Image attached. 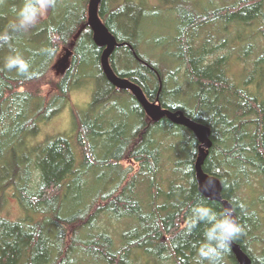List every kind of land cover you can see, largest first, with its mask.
<instances>
[{"label": "trees", "instance_id": "16d2710c", "mask_svg": "<svg viewBox=\"0 0 264 264\" xmlns=\"http://www.w3.org/2000/svg\"><path fill=\"white\" fill-rule=\"evenodd\" d=\"M20 3L0 0V32H10ZM87 4L57 0L35 27L12 32L10 44L0 47V264H196L204 225L186 230L192 208L224 209L197 190L199 142L167 118L150 120L129 91L105 79ZM143 10L140 1H100L98 16L119 44L109 64L147 100L207 128L211 146L201 168L220 182L221 197L243 227L234 243L249 264H264V0H209L208 6L172 0L167 10L176 26L164 35L163 57L140 53ZM50 26L57 30L52 40ZM48 47L57 49L54 56ZM65 48L70 65L57 76L52 67ZM13 49L29 61L30 78L4 68ZM86 80L95 89L89 112L75 117L77 157L61 135L27 143L39 122L62 110L72 85ZM179 94V103L169 102ZM124 97L131 99L128 108L121 106ZM172 139L179 150L165 149ZM18 145L31 148L26 160L17 159ZM95 170L110 178L93 194ZM7 188L22 218L1 215ZM101 216L122 224L116 240L98 224ZM221 264L238 263L230 251Z\"/></svg>", "mask_w": 264, "mask_h": 264}, {"label": "rangeland", "instance_id": "374dc122", "mask_svg": "<svg viewBox=\"0 0 264 264\" xmlns=\"http://www.w3.org/2000/svg\"><path fill=\"white\" fill-rule=\"evenodd\" d=\"M133 1H140L144 4L147 11L143 10V20L141 22L142 25V34L140 39V53L143 56H151L152 54L156 55L158 52L161 57L163 55L160 53V45H164L163 39L165 38L164 35L174 31L176 26V18L175 15L167 10L168 5L172 0H133ZM197 1V0H196ZM201 6H208L209 0H198ZM172 5V4H171ZM156 9L158 11H152ZM154 12H156L154 14ZM45 17V16H44ZM139 39V38H138ZM158 55V54H157ZM159 59V55L157 56ZM233 70L236 71V67L238 65H233ZM239 68V67H238ZM95 68L92 66L91 70ZM237 80L236 78H234ZM94 83L91 80L82 81L80 84L75 83L72 85L70 92H69V99L67 103L62 107V110L56 113L49 119H45L37 124L36 129L32 132V135H29V144L31 146H36L40 143L45 142L48 138L55 137L58 135L64 136L67 138L69 143L73 146L74 150V143L76 138V130H75V117H83L89 112V104L91 102L93 92H94ZM182 95L175 96L173 99H169V102L179 103L181 100ZM131 99L129 97H124L121 99V106L122 107H129ZM188 130V129H187ZM189 131V130H188ZM179 135L185 138V132L180 131ZM178 139H172L168 144H164L165 149L170 146L174 147V150H179V143ZM171 143V144H170ZM169 145V146H168ZM182 145V144H181ZM180 145V146H181ZM28 148V147H27ZM24 148L21 145H18L16 148V157L18 160H26L28 154H31V148ZM168 150V149H167ZM75 155L77 157V150H74ZM182 157L187 156L186 148L182 151ZM123 166H129L133 170L136 168V164L131 161H125ZM110 178L109 171L104 170L99 171L95 170L94 175L90 178L91 185L88 188H91V193L95 194L99 190H104V188L108 187L107 180ZM254 182V180H252ZM142 191L139 196L144 199L147 198V190L148 186L142 185ZM254 192L256 194V185H253ZM143 192V193H142ZM6 199H4V205L1 204V215L10 219L22 218L23 212L19 208L17 201L14 197L11 196L10 188L6 189ZM87 198V197H86ZM85 198V199H86ZM82 199V198H81ZM6 215V216H5ZM101 228L108 230V232L112 235V237L116 240L118 238V232L122 227V224L117 221L110 220L108 221L106 217L101 216L99 223ZM118 243V242H117Z\"/></svg>", "mask_w": 264, "mask_h": 264}, {"label": "water", "instance_id": "95a60500", "mask_svg": "<svg viewBox=\"0 0 264 264\" xmlns=\"http://www.w3.org/2000/svg\"><path fill=\"white\" fill-rule=\"evenodd\" d=\"M100 1L101 0H88L86 22L91 30L94 44L102 48L99 62L105 79L113 87L129 91L150 120L156 122L160 119L167 118L170 122L185 127L195 136L199 142L198 155L194 163V178L197 190L205 198L221 203L223 208L229 205V203L221 197L222 187L220 182L214 176L205 173L201 168L207 150L211 146L207 128L186 117L180 111L172 112L168 109L162 108L157 102L147 100L139 86L126 78L117 76L113 72L109 64V58L115 47L119 44L98 16V5ZM71 55L72 52L70 49H63L62 54L52 67L57 76L65 74L70 65ZM231 251L238 264H249V257L242 251L238 244L233 242L231 245Z\"/></svg>", "mask_w": 264, "mask_h": 264}, {"label": "clouds", "instance_id": "9594fccd", "mask_svg": "<svg viewBox=\"0 0 264 264\" xmlns=\"http://www.w3.org/2000/svg\"><path fill=\"white\" fill-rule=\"evenodd\" d=\"M57 0H21L20 5L15 9V19L11 25L10 32H0V47L9 45L13 39L12 32H26L35 27L47 14L50 8H55ZM56 28H48L49 39H54ZM48 56H54L57 49L54 47L45 48ZM30 63L14 49L6 56L4 68L16 70L19 75L30 78L33 73L30 71ZM192 216L186 224V230L190 233L198 225H204L203 239L200 241L197 251L196 264H221L225 254L231 251L232 243L243 232V227L238 223L231 204L217 213L211 207L198 204L192 208Z\"/></svg>", "mask_w": 264, "mask_h": 264}]
</instances>
